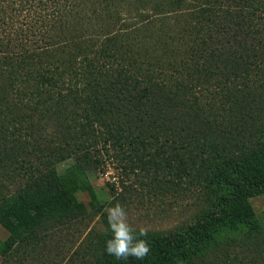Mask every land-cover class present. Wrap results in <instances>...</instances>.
Here are the masks:
<instances>
[{"label": "trees", "instance_id": "obj_1", "mask_svg": "<svg viewBox=\"0 0 264 264\" xmlns=\"http://www.w3.org/2000/svg\"><path fill=\"white\" fill-rule=\"evenodd\" d=\"M100 147L120 158L124 193L186 180L198 219L145 237L144 260L107 255L110 233L84 232L57 172L69 160L95 196ZM259 194L264 0H0L5 264H264Z\"/></svg>", "mask_w": 264, "mask_h": 264}, {"label": "rangeland", "instance_id": "obj_2", "mask_svg": "<svg viewBox=\"0 0 264 264\" xmlns=\"http://www.w3.org/2000/svg\"><path fill=\"white\" fill-rule=\"evenodd\" d=\"M99 149L101 154L104 153L102 158L105 161V167L102 170L88 171L95 196L89 193L84 184L72 181L67 175L66 169L70 163L69 160L57 164V172L81 217L80 225L85 233L88 231L95 234L108 233L104 218L107 217V209L116 203L124 206L130 224L137 230L145 229L148 233L147 236L174 235L198 219L201 207L197 192L183 188L187 184L186 180H183L184 182L180 185L169 184L171 188L168 190L161 189V192L149 188L148 185L140 187L136 182V192L124 193L121 188V181L125 179V174L122 171L120 158L114 154L115 151L113 150L107 155L103 148L100 147ZM129 173V179L134 182V176L130 170ZM111 185L116 188L117 193L121 191L117 196L118 199L116 196H112ZM247 201L252 207L262 233H264V194L249 197ZM227 234L230 233L226 232L222 238ZM8 235L9 231L0 224V246L1 241L5 240ZM63 236L66 238L67 233H64ZM69 237L75 238L73 235ZM22 257L19 255L18 259ZM13 262L12 264H16V256H14ZM0 264H5L1 252ZM25 264H30L29 260H25ZM44 264L49 263L44 262Z\"/></svg>", "mask_w": 264, "mask_h": 264}, {"label": "clouds", "instance_id": "obj_3", "mask_svg": "<svg viewBox=\"0 0 264 264\" xmlns=\"http://www.w3.org/2000/svg\"><path fill=\"white\" fill-rule=\"evenodd\" d=\"M107 230L110 238L105 242V253L118 261L129 257L144 260L151 252L145 229H135L129 222L124 206L116 203L107 209Z\"/></svg>", "mask_w": 264, "mask_h": 264}]
</instances>
